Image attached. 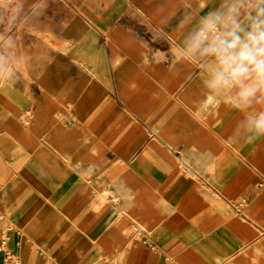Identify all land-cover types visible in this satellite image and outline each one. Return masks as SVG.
Segmentation results:
<instances>
[{"label":"rangeland","instance_id":"rangeland-1","mask_svg":"<svg viewBox=\"0 0 264 264\" xmlns=\"http://www.w3.org/2000/svg\"><path fill=\"white\" fill-rule=\"evenodd\" d=\"M193 1L24 0L22 15H28L35 3L39 5L38 14L30 18L26 30L16 33L20 71L18 79L7 85L46 107L56 122L81 103H85L82 109L87 115L88 103L92 114L87 119L88 127L97 120L103 101L112 102L116 110L127 114V126L138 127L135 136L146 135L136 157L152 147L153 156L163 167L168 160L175 163L171 167L174 174H193L194 179L208 174L233 176L241 184L229 196H216L217 204L197 211L189 220L192 223L170 231L163 229L167 215L163 207L168 196L160 189L147 191L141 186L130 194L143 202L135 208L136 219L123 214L113 219V228L104 231L121 239L119 260L111 261L105 253L95 256L94 249L78 245V239L53 256L54 261L39 252L34 264H66L76 249L80 264H179L181 257L194 264H264V182L254 169L264 138L252 145L232 143L230 136L241 114L205 91L186 105L181 96L188 83L197 77L203 80L204 74L193 65L179 62L175 49H108L109 35L119 29L129 37L158 45L155 37L159 35L152 32L155 21L181 3ZM90 32L98 35V44L105 48L97 50L105 61L108 86L96 81L87 63V49H79L87 46ZM6 104L0 94V142H14L20 129L43 127ZM29 109L34 111L36 107L30 105ZM169 132H175L176 138ZM167 139L174 147L167 144ZM129 173L130 169L124 171V175ZM152 198L151 206L146 207V201ZM203 212L218 215L214 227L189 229L203 220ZM193 232L198 235L196 241L184 245L186 233ZM93 239L91 236L88 242ZM4 258L6 261L9 256Z\"/></svg>","mask_w":264,"mask_h":264},{"label":"crops","instance_id":"crops-1","mask_svg":"<svg viewBox=\"0 0 264 264\" xmlns=\"http://www.w3.org/2000/svg\"><path fill=\"white\" fill-rule=\"evenodd\" d=\"M217 3L218 0H194L166 12L155 21L152 31L159 35L155 37L158 45L129 37L119 29L109 35L108 49H175L186 28L182 21L198 18ZM79 49H87V63L96 81L108 86L105 61L97 50L105 48L98 44V35L90 32L87 46ZM113 61L117 68L116 56ZM202 82L197 77L188 83L181 96L186 105L190 106L202 95ZM0 94L7 100L6 106L18 109L21 116L32 117L43 126L37 130L20 129L19 137L10 144L0 142V264H10L9 261L13 264L15 260L34 264L39 252L54 261L53 256L78 239L81 241L78 245L91 246L95 256L105 253L111 261H117L123 243L104 231L113 228V219L123 214L136 219L135 208L143 202L130 194L141 186L147 191L160 189L168 196L163 207L167 214L163 229L170 231L191 222L201 208L217 204L216 196H229L241 185L233 176L220 178L208 174L194 179L193 174H174L171 167L175 163L168 160L163 167L153 156L152 147L136 157L146 135L135 136L138 127L127 126V114L116 110L107 100L101 104L97 120L87 127V119L92 115L88 103L87 115L82 109L85 103H81L56 122L46 107L19 95L9 85L1 87ZM30 105L36 109L30 111ZM1 114L0 110V120ZM167 141L174 147L170 139ZM126 169H130L129 175H124ZM254 169L264 182V146ZM173 193L176 195L172 196ZM153 199L146 201L145 206L150 207ZM203 214L199 224L188 228H213L218 215ZM261 226L264 229V222ZM11 228L22 231V235ZM91 236L94 239L89 243ZM197 238L196 232L186 233L184 245ZM6 254L9 258L5 261ZM79 255V250H74L66 264H80ZM178 261L194 264L182 257Z\"/></svg>","mask_w":264,"mask_h":264},{"label":"clouds","instance_id":"clouds-1","mask_svg":"<svg viewBox=\"0 0 264 264\" xmlns=\"http://www.w3.org/2000/svg\"><path fill=\"white\" fill-rule=\"evenodd\" d=\"M24 0H0V87L18 79L21 57L16 33L26 30ZM175 44L179 62L204 74L206 94L225 101L241 118L230 141L255 144L264 138V0H218L198 18H189Z\"/></svg>","mask_w":264,"mask_h":264},{"label":"bare ground","instance_id":"bare-ground-1","mask_svg":"<svg viewBox=\"0 0 264 264\" xmlns=\"http://www.w3.org/2000/svg\"><path fill=\"white\" fill-rule=\"evenodd\" d=\"M177 122H178V121H177ZM182 122H183V121H182ZM183 124H184V126H185V122H183ZM176 125H177V123H176ZM135 146H136V145H135ZM109 177H110V176H109ZM32 238H33V237H32ZM5 249H6V248H5ZM13 264H20V263H19L18 261L15 260V261L13 262Z\"/></svg>","mask_w":264,"mask_h":264}]
</instances>
